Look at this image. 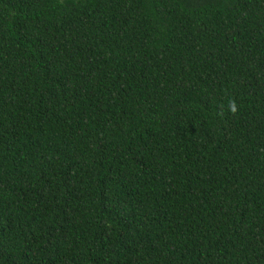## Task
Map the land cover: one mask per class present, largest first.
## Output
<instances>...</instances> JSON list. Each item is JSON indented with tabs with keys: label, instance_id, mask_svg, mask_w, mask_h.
Segmentation results:
<instances>
[{
	"label": "trees",
	"instance_id": "trees-1",
	"mask_svg": "<svg viewBox=\"0 0 264 264\" xmlns=\"http://www.w3.org/2000/svg\"><path fill=\"white\" fill-rule=\"evenodd\" d=\"M0 264H264V0H0Z\"/></svg>",
	"mask_w": 264,
	"mask_h": 264
}]
</instances>
